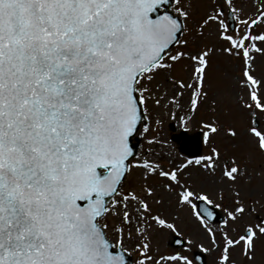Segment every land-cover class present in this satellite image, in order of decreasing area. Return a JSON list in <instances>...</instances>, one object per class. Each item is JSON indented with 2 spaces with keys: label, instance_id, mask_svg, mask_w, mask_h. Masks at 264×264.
Wrapping results in <instances>:
<instances>
[{
  "label": "snow or ice",
  "instance_id": "obj_1",
  "mask_svg": "<svg viewBox=\"0 0 264 264\" xmlns=\"http://www.w3.org/2000/svg\"><path fill=\"white\" fill-rule=\"evenodd\" d=\"M203 3L0 0V264H264V0ZM198 115L162 163L161 116Z\"/></svg>",
  "mask_w": 264,
  "mask_h": 264
},
{
  "label": "rangeland",
  "instance_id": "obj_2",
  "mask_svg": "<svg viewBox=\"0 0 264 264\" xmlns=\"http://www.w3.org/2000/svg\"><path fill=\"white\" fill-rule=\"evenodd\" d=\"M239 2V0H238ZM250 0H244V6L247 10L248 4ZM205 10H210V0H204V3L201 5V7L198 9L196 15L197 17L202 14ZM227 23V20H226ZM257 31H260V29H257ZM218 67L220 70H224L226 68H229L231 66V61L229 58L220 55L217 58ZM256 74L259 76L261 74H264V57H257V63H256ZM158 111V110H154ZM200 118L198 115L195 120H193L188 126L187 129L181 127L177 121H170L167 116H161V119L163 120V125L159 130V140L161 141L160 145L155 147V152L159 154V157H162L161 160L162 163L166 165L167 160L172 157L176 159H182L187 155V153H191L194 151L195 147L188 142L184 147H181L182 141L188 137V136H195L198 138L199 141V154H202L206 151L200 136V129L197 125V120ZM261 126L264 127V120L261 121ZM181 131H184L185 137L179 138L178 141H174L171 139L172 134H178ZM219 140V138H216ZM164 144V145H162ZM160 146V147H159ZM162 148L163 150H161ZM157 158V157H153ZM205 190L209 193V195L215 200V192L214 188L212 186H206ZM155 210V207H154ZM179 215V220L176 221L177 228L180 231L181 235L184 238H191L193 240V246L192 250L189 252H186L185 254L189 257H192L195 251H199L195 244L197 242H204L207 244V241L204 239L203 233L198 229L197 225L195 224V221L191 217V210L190 209H183L180 210L178 213H176V209L174 204L167 206L163 209V214L166 217L171 218L173 214ZM222 213H219L218 216L222 217ZM153 239V246L159 247L160 251L162 252H168V251H182L180 247H174L172 244H169L168 241L171 239V234L167 231L153 233L152 236ZM129 251L131 252V255H133V261L135 262V259L137 258L136 253L132 252V244L129 242ZM200 252V251H199ZM211 257L204 258L205 264H211Z\"/></svg>",
  "mask_w": 264,
  "mask_h": 264
},
{
  "label": "water",
  "instance_id": "obj_3",
  "mask_svg": "<svg viewBox=\"0 0 264 264\" xmlns=\"http://www.w3.org/2000/svg\"><path fill=\"white\" fill-rule=\"evenodd\" d=\"M229 22H230V24H232V20L231 19H229ZM181 135H183V133H180L179 135H173V139H177V138H179ZM192 141H193V144H195L196 146L198 145V142H197V139H195V138H193L192 139ZM183 144H185V142L183 143ZM198 149H196L193 153H195V154H198ZM217 221H219V218L217 217ZM175 245V244H174ZM175 246H177V245H175ZM196 256H202L201 254H199V253H196L195 254ZM203 258V257H202ZM131 264H132V261H131Z\"/></svg>",
  "mask_w": 264,
  "mask_h": 264
},
{
  "label": "bare ground",
  "instance_id": "obj_4",
  "mask_svg": "<svg viewBox=\"0 0 264 264\" xmlns=\"http://www.w3.org/2000/svg\"><path fill=\"white\" fill-rule=\"evenodd\" d=\"M162 145H164V144H162ZM160 147V146H159ZM161 150H163L162 148H160ZM164 151V150H163Z\"/></svg>",
  "mask_w": 264,
  "mask_h": 264
}]
</instances>
